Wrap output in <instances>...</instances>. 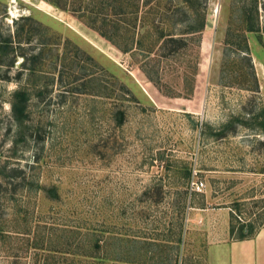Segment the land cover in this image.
<instances>
[{"label": "rangeland", "instance_id": "1", "mask_svg": "<svg viewBox=\"0 0 264 264\" xmlns=\"http://www.w3.org/2000/svg\"><path fill=\"white\" fill-rule=\"evenodd\" d=\"M186 1L101 0L104 37L90 0H0V264H203V205L264 226V0Z\"/></svg>", "mask_w": 264, "mask_h": 264}, {"label": "crops", "instance_id": "2", "mask_svg": "<svg viewBox=\"0 0 264 264\" xmlns=\"http://www.w3.org/2000/svg\"><path fill=\"white\" fill-rule=\"evenodd\" d=\"M191 222L205 232L203 264H264V226L251 236L238 238V228L231 233L230 207L192 208Z\"/></svg>", "mask_w": 264, "mask_h": 264}, {"label": "trees", "instance_id": "3", "mask_svg": "<svg viewBox=\"0 0 264 264\" xmlns=\"http://www.w3.org/2000/svg\"><path fill=\"white\" fill-rule=\"evenodd\" d=\"M49 1L51 4H53L54 6L61 8L63 6V4L60 3V1L63 0H47ZM114 1L115 4H117L118 8H119V12L117 13L119 16L124 15L125 17H130L131 21H134V24H136V22L138 21V19L141 16V11L142 10V0H112ZM194 0H189L186 1L187 3L191 4L192 8H195V5H193ZM198 1V0H196ZM101 0H90L89 5L85 4L83 6H81V10L80 9H75L79 13L78 17L81 19H84L86 21V19L89 20V22L91 23H87L90 27H92L93 29H96L100 32L101 35H103L104 37H108L106 31L102 30L99 26H101L100 24H102L103 26L108 23L106 20L107 16L106 13L108 10H106V8H101ZM76 3V1H74V3H65L64 8H66V6H71L73 7V5ZM148 5V1L145 2L144 4ZM81 4V2H80ZM87 5V6H86ZM104 5V4H103ZM146 5V6H147ZM144 6V5H143ZM97 7V8H96ZM74 12H77L75 11ZM198 14V9L196 7V13H195V17H197ZM204 19V18H203ZM26 20H30V18H26ZM205 21V20H204ZM204 21H202L201 23V27H200V31L204 29L205 27V23ZM101 22V23H100ZM99 25V26H98ZM18 26H16V31L15 34L18 33V36H20L21 32L18 31ZM196 30L199 31V27L191 29L190 33L193 34L194 32H196ZM250 30H253V27H250ZM14 34V35H15ZM159 35L161 37H163L165 34L163 33V31L159 30ZM170 36L167 38L170 42L175 43L177 47L182 48L185 45V40L181 39V38H175V37H171V34H169ZM112 40V39H110ZM10 45L9 42H6L4 45L1 46V51L3 52H8L7 46ZM126 50V49H124ZM36 56H32V60H35ZM24 66L26 65V63L28 62V59H24ZM29 100H30V95L29 93L24 90H17L15 91V93L13 94V100L11 103V108H12V117L14 118V120L19 123L22 124L24 122V120L27 118L28 113V106H29ZM29 116V115H28ZM234 232V227H231V233ZM253 233L252 230L249 231H244L243 227H239L238 228V238L239 239H244L248 236H251Z\"/></svg>", "mask_w": 264, "mask_h": 264}, {"label": "built area", "instance_id": "4", "mask_svg": "<svg viewBox=\"0 0 264 264\" xmlns=\"http://www.w3.org/2000/svg\"><path fill=\"white\" fill-rule=\"evenodd\" d=\"M205 187V183L201 180L196 179L195 175L190 181V188L193 191H201Z\"/></svg>", "mask_w": 264, "mask_h": 264}]
</instances>
